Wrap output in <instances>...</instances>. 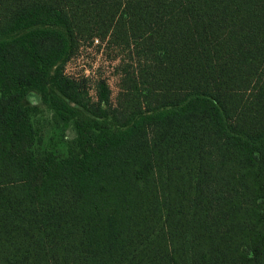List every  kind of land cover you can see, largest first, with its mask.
Here are the masks:
<instances>
[{
	"label": "trees",
	"instance_id": "trees-1",
	"mask_svg": "<svg viewBox=\"0 0 264 264\" xmlns=\"http://www.w3.org/2000/svg\"><path fill=\"white\" fill-rule=\"evenodd\" d=\"M87 41L115 105L63 71ZM0 264H264V0H0Z\"/></svg>",
	"mask_w": 264,
	"mask_h": 264
},
{
	"label": "rangeland",
	"instance_id": "rangeland-1",
	"mask_svg": "<svg viewBox=\"0 0 264 264\" xmlns=\"http://www.w3.org/2000/svg\"><path fill=\"white\" fill-rule=\"evenodd\" d=\"M118 55L116 51L108 50L100 42L87 41L80 44L73 59L67 62L63 71L80 84L88 101L95 100L94 83H105L110 91L109 103L115 105L121 80L116 71L120 63ZM50 89L54 93L52 84ZM23 105L30 108L36 161L41 163L49 156H66L69 144L75 136L73 120L65 121L58 113L43 105L36 92L27 93Z\"/></svg>",
	"mask_w": 264,
	"mask_h": 264
}]
</instances>
